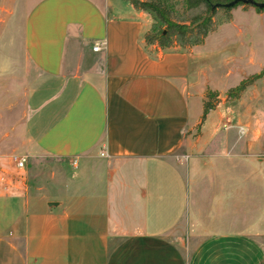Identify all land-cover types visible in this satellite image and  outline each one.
Instances as JSON below:
<instances>
[{
    "label": "crops",
    "instance_id": "obj_1",
    "mask_svg": "<svg viewBox=\"0 0 264 264\" xmlns=\"http://www.w3.org/2000/svg\"><path fill=\"white\" fill-rule=\"evenodd\" d=\"M10 22L0 65L29 84L24 137L5 149L75 166L33 192L0 151V264H264V95L214 92L190 120L199 45L146 46L150 17L128 0H0V41Z\"/></svg>",
    "mask_w": 264,
    "mask_h": 264
},
{
    "label": "rangeland",
    "instance_id": "obj_2",
    "mask_svg": "<svg viewBox=\"0 0 264 264\" xmlns=\"http://www.w3.org/2000/svg\"><path fill=\"white\" fill-rule=\"evenodd\" d=\"M246 8L253 9L249 6ZM175 9L180 14L179 6H176ZM19 14L18 11L16 15ZM230 14L238 28L225 23L218 24L204 38L203 43L194 49V63L206 79L207 89H205L204 100L207 91L216 92L220 97L225 96L228 90L239 84L240 80L259 72L264 65L263 21L249 13L241 12L239 6L232 8ZM261 15L264 19V15ZM222 17V13L218 12L214 20L219 22ZM150 23H152L151 20ZM11 24L12 22L4 30L3 39L0 41V59L3 57V60L8 56L7 45L10 38H8L6 31ZM153 26L152 23L151 28H154ZM239 28L242 30L241 34L237 33ZM174 48L178 50L176 46L172 45L169 49L162 51H172ZM149 51L152 52L151 48H149ZM7 66L0 65V151L5 150L4 152L9 154L10 160L12 156L19 157L21 155L25 158L23 168L17 170L10 165L8 168L9 174L18 179L23 178L24 183L33 192H37L38 188L40 192L56 190L62 184H65L66 178L72 173L75 162L69 164L44 155H31L30 151L5 149L11 145L16 146L20 139L24 137L22 123L26 104L22 95L28 86L27 83L29 84V81L23 79L22 73L19 74L18 71H15V74L11 75L9 71H6L8 70ZM248 88L241 93L244 104H250V97H253V94L264 95L261 85H257L255 89ZM199 103L197 97H191L190 120L198 112L202 115L200 112L202 104ZM261 103V101H254L251 104L255 107ZM208 119H206V123ZM197 135L198 126L184 129L185 151H188L193 143L195 144ZM173 158L177 163H182L186 160L187 153L178 150Z\"/></svg>",
    "mask_w": 264,
    "mask_h": 264
},
{
    "label": "trees",
    "instance_id": "obj_3",
    "mask_svg": "<svg viewBox=\"0 0 264 264\" xmlns=\"http://www.w3.org/2000/svg\"><path fill=\"white\" fill-rule=\"evenodd\" d=\"M232 1L234 0H128L132 8L146 13L154 25V28L144 33V44L156 45L160 50L169 49L172 45L178 50L200 45L218 24L229 21L232 8L248 7L237 2L230 8H224V5ZM253 1L264 3V0ZM176 6H179L180 14L175 9ZM254 11L264 15V10L254 8ZM218 12L223 15L219 22L214 20ZM262 77H264V66L257 74L241 80L235 88L228 90L225 100L237 99L244 89ZM218 102L217 94L207 91L202 103L201 119Z\"/></svg>",
    "mask_w": 264,
    "mask_h": 264
},
{
    "label": "built area",
    "instance_id": "obj_4",
    "mask_svg": "<svg viewBox=\"0 0 264 264\" xmlns=\"http://www.w3.org/2000/svg\"><path fill=\"white\" fill-rule=\"evenodd\" d=\"M103 46V43H98V44H95L93 47H92V51L93 52H98L100 51V48ZM11 160L14 164V166L17 168V169H22L24 164H25V158L24 157H17V156H12L11 157Z\"/></svg>",
    "mask_w": 264,
    "mask_h": 264
},
{
    "label": "water",
    "instance_id": "obj_5",
    "mask_svg": "<svg viewBox=\"0 0 264 264\" xmlns=\"http://www.w3.org/2000/svg\"><path fill=\"white\" fill-rule=\"evenodd\" d=\"M237 2H240L242 4L248 5L251 8H256L259 10H264V3H255L253 0H234L226 5H224V8H230L237 4Z\"/></svg>",
    "mask_w": 264,
    "mask_h": 264
}]
</instances>
